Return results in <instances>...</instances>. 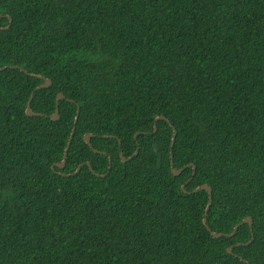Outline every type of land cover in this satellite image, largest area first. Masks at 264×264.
<instances>
[{
    "label": "trees",
    "instance_id": "1",
    "mask_svg": "<svg viewBox=\"0 0 264 264\" xmlns=\"http://www.w3.org/2000/svg\"><path fill=\"white\" fill-rule=\"evenodd\" d=\"M5 65L0 264H264V0H0Z\"/></svg>",
    "mask_w": 264,
    "mask_h": 264
},
{
    "label": "water",
    "instance_id": "2",
    "mask_svg": "<svg viewBox=\"0 0 264 264\" xmlns=\"http://www.w3.org/2000/svg\"><path fill=\"white\" fill-rule=\"evenodd\" d=\"M8 27H9V25L6 26L5 28H8ZM6 67H7L6 65H5V66H0V70L5 69ZM31 75H36V76H38V77L44 79V82L41 83L40 85H38V86L36 87V89H40V88H43V87H48V86H50V85L52 84V80H51L49 77H44V76H42V75H40V74H34V73H31ZM33 97H34V92H32L31 97H30L29 102H28V106H27V110H26V111H27V114L30 115V116H33V115H42V113L35 112V111L32 109L31 102H32ZM65 97H66V95H65L64 93H62V92H60V93L58 94V96H57V108H56V111L51 115V118H52V119H59V118H60V107H59V101H60L61 99L65 98ZM79 113H80V107L78 106V113H77V115H76L75 124H74L73 130H72V132H71V136H70V138H69V141H68V143H67V146H66V148H65L64 157H63L62 161L57 162L56 164H54V165L52 166V168H53L54 170L56 169V165L59 166L60 168H64L65 165H66V162H67V154H68V151H69V148H70V145H71V143H72V139H73V136H74V133H75L76 124H77V121H78V118H79ZM158 119H165V120H168V118H167L165 115H160V116H158V117L156 118V121H157ZM156 130H157V123L155 122V124H154V131H156ZM176 134H177V131L175 130V131H174L173 138H172V144H171V158H172V165L174 164V161H173V150H172V148H173V145H174V142H175V139H176ZM92 135H93L92 133H88V134H86V136H85V140H86V142H87L89 145H92V142H91V137H92ZM110 136L113 137L114 135H110ZM136 136H137V134H136ZM120 144H121V141H120ZM137 152H138V150H136L135 153H137ZM121 157H122V160H123V161H127V160H129L132 156H130V157H126V156L124 155L123 151L121 150ZM112 161H113V160H112V156L110 155V159H109V170H110V168L112 167ZM86 164H87L88 166H90V168L93 170V172L96 173L97 175H101V176H105V175H106V173H102V174L97 173V172L94 170V168H93V166H92V164H91L90 161H87ZM189 165H192V166H193V174H194V173H195V168H196L195 164L190 163ZM81 166H82V164L78 166V168L74 171V173L79 172V171L81 170ZM109 170H108V171H109ZM183 170H184V168H180V169H178V168H176V167H174V166L172 167V172H173L174 175H179ZM182 189H183L185 192H191V191H189V190H187V189L185 188V184L182 185ZM199 189H206V190L209 192V198H210V201H209V204H208V206H207V208H206V214H207L208 211H209V208H210V204L212 203V200H213V188H212V186H211L210 184L205 183V184H203V185H201V186L196 187L193 191H197V190H199ZM204 221H205V223L207 222V218H206V217L204 218ZM242 223H249L250 226H251V230H252V238L247 242V243H249V242H251L252 239L254 238V234H253V223H254V221H253V218H252L251 216H247V217L244 218L240 223H238L237 225H235L234 230H233L231 233L216 232V231H214V230H211V233H212V235H213L214 237H221V236H223V235L233 236V235L236 233V231H237L239 225L242 224ZM206 225H207V227H208L209 229H211L210 226H209L208 224H206ZM228 252H233V246H229V247H228Z\"/></svg>",
    "mask_w": 264,
    "mask_h": 264
},
{
    "label": "bare ground",
    "instance_id": "3",
    "mask_svg": "<svg viewBox=\"0 0 264 264\" xmlns=\"http://www.w3.org/2000/svg\"><path fill=\"white\" fill-rule=\"evenodd\" d=\"M100 71V70H99ZM170 92V91H169ZM174 92V91H173ZM103 111V110H102ZM83 112V111H82ZM104 112V111H103ZM113 112V111H112ZM110 113H111V111H110ZM85 114V113H84ZM112 114V113H111ZM114 114V113H113ZM117 117V116H116ZM73 120V119H72ZM81 121V120H80ZM86 122V121H85ZM94 124V123H93ZM122 125V124H121ZM83 127H84V125H83ZM81 128V127H80ZM86 128V127H85ZM66 130V129H65ZM129 130V129H128ZM113 132V131H112ZM120 132V131H119ZM129 134V133H128ZM129 136V135H128ZM145 138V137H144ZM132 139V138H131ZM131 160V159H130ZM1 165V164H0Z\"/></svg>",
    "mask_w": 264,
    "mask_h": 264
}]
</instances>
